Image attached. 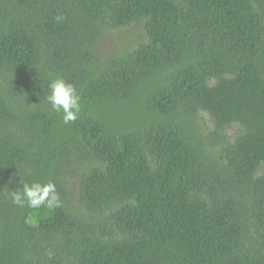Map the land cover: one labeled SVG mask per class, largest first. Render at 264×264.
<instances>
[{
  "label": "trees",
  "instance_id": "16d2710c",
  "mask_svg": "<svg viewBox=\"0 0 264 264\" xmlns=\"http://www.w3.org/2000/svg\"><path fill=\"white\" fill-rule=\"evenodd\" d=\"M263 170L264 0H0V264H264Z\"/></svg>",
  "mask_w": 264,
  "mask_h": 264
},
{
  "label": "clouds",
  "instance_id": "9594fccd",
  "mask_svg": "<svg viewBox=\"0 0 264 264\" xmlns=\"http://www.w3.org/2000/svg\"><path fill=\"white\" fill-rule=\"evenodd\" d=\"M46 102L51 109L62 113L65 124L74 122L81 112V98L75 85L63 78L51 79L48 82ZM12 203L34 209L33 215H40L41 209L51 211L60 207V199L55 183L23 182L21 187L8 194Z\"/></svg>",
  "mask_w": 264,
  "mask_h": 264
},
{
  "label": "rangeland",
  "instance_id": "374dc122",
  "mask_svg": "<svg viewBox=\"0 0 264 264\" xmlns=\"http://www.w3.org/2000/svg\"><path fill=\"white\" fill-rule=\"evenodd\" d=\"M119 43L122 44L121 39H116L115 40V44L120 45ZM202 118H203L202 120L204 122L203 127L205 129L204 130V135H207L210 130H213V125L211 124L210 119H209V117L206 114H202ZM235 133H236V129L231 130V131L228 132V136H230V137L234 136ZM263 172H264V170H263Z\"/></svg>",
  "mask_w": 264,
  "mask_h": 264
}]
</instances>
